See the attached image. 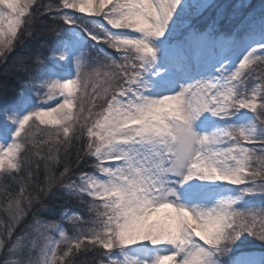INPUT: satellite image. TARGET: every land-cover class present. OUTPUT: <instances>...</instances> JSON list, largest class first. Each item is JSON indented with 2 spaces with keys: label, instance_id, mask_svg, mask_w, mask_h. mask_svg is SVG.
Listing matches in <instances>:
<instances>
[{
  "label": "snow or ice",
  "instance_id": "6c2138e0",
  "mask_svg": "<svg viewBox=\"0 0 264 264\" xmlns=\"http://www.w3.org/2000/svg\"><path fill=\"white\" fill-rule=\"evenodd\" d=\"M246 7L0 0L2 264H264L246 251L264 246V7Z\"/></svg>",
  "mask_w": 264,
  "mask_h": 264
},
{
  "label": "rangeland",
  "instance_id": "374dc122",
  "mask_svg": "<svg viewBox=\"0 0 264 264\" xmlns=\"http://www.w3.org/2000/svg\"><path fill=\"white\" fill-rule=\"evenodd\" d=\"M55 2V0H53ZM218 3H224V4H231L236 5L241 2V0H216ZM245 3L247 4V7L244 9L245 14L252 13V14H258L262 7H264V0H245ZM257 69L258 72L264 73V66H261ZM83 205L78 203L77 201V207L78 209L74 208L72 211H79L83 213ZM87 215L86 213H83ZM65 227L67 229H71L72 225L69 222H65ZM251 241V244H254L253 246H250L249 244L246 247V251L255 253L257 256L264 255V246H262V242H260L258 239L254 237L249 238ZM0 264H2V257H0Z\"/></svg>",
  "mask_w": 264,
  "mask_h": 264
},
{
  "label": "trees",
  "instance_id": "16d2710c",
  "mask_svg": "<svg viewBox=\"0 0 264 264\" xmlns=\"http://www.w3.org/2000/svg\"><path fill=\"white\" fill-rule=\"evenodd\" d=\"M45 2H47V0H45ZM36 43H37V41L35 39H30V40L27 41V46L28 47H35L36 46ZM17 51H19V49ZM3 70H4V66L3 65H0V73H2ZM4 80H5V77L2 74H0V83H3ZM7 82L9 83V85H15L16 88H17V90L20 89V86H19V84L17 83V81H16V79L14 77L13 78H9ZM12 95H15V93H9V96L10 97ZM69 151H72V150L69 149ZM92 163H94V161H92V160L89 159L88 160V165H91ZM85 170H89L90 171L91 168L90 167H85ZM65 203L67 204V206H68V208L70 210H73L74 208L78 209V207H77V200L76 199H70V200H67V201H65L64 199H58L57 201H55V204L57 205V212L58 213L63 210L61 206L64 205ZM78 203L81 206V203L80 202H78ZM249 245L250 246H253L254 244H251L250 243ZM77 259H80V258L77 257Z\"/></svg>",
  "mask_w": 264,
  "mask_h": 264
}]
</instances>
